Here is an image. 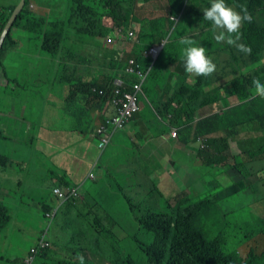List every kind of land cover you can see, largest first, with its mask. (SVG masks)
<instances>
[{
	"label": "trees",
	"instance_id": "16d2710c",
	"mask_svg": "<svg viewBox=\"0 0 264 264\" xmlns=\"http://www.w3.org/2000/svg\"><path fill=\"white\" fill-rule=\"evenodd\" d=\"M19 1L0 0V37ZM32 1L26 0L2 44L0 73L3 55L19 49L20 38L13 29L39 40L40 55L34 62L38 66L33 69L46 75L40 82L50 88L44 94L45 86L24 88L21 101L31 110V118L60 116L71 129L64 143L55 140L49 145L33 133L25 139L28 149L40 153L38 164L45 166L44 175L54 182L44 184L51 196L42 207L43 215L52 216V221L40 228L26 256L11 259L0 254V264H81V256L83 264H264V98L253 95L252 84L254 78L264 83V0H225L237 12L246 5L252 16L239 30L250 54L216 41L218 30L204 19L202 10L210 7L211 0H164L161 10L162 0H57L66 18L38 17L30 9ZM47 24L51 26L45 28ZM131 28L135 36L125 38L130 43L122 50L107 41L110 36L127 37ZM185 37L205 49L216 64L215 72L188 80L192 74L185 71L182 57L187 45L180 43ZM162 39L166 43L152 61L144 51ZM84 44L92 51L83 54ZM45 54L52 61L39 67L41 60L46 61ZM131 60L146 72L137 93L139 108L118 130L121 139L114 140V134L98 157L94 177L75 180L78 173H71L72 168L59 167V155L69 148L71 154L88 159L84 133L92 136L94 148L99 143L97 127L106 122V104L114 96V81L120 79L127 90L139 82L138 75L129 71ZM55 83L65 87L63 94H55ZM210 104L213 113L197 120L199 105L204 109ZM99 116L102 121L96 123ZM33 122L36 128L46 124ZM147 132L166 153L170 149L180 153L197 141L199 159L194 161L209 166L202 175L217 179V184L209 185L204 177L192 185L179 175L166 179L172 173L160 171V164H142L146 158L140 142ZM240 133L248 149L232 154L231 141ZM167 154L163 159L173 167L170 157L174 155ZM16 160L0 152L3 169L15 167ZM253 160L260 164H247ZM252 175H258V180L242 183ZM30 176L25 174L28 183ZM56 180L66 192L78 187L80 195L61 202L52 192ZM216 189L224 195L213 200ZM112 192L124 197L136 229L128 231L110 214L103 195ZM10 220V209L0 199V235ZM42 238L48 243L45 247L39 246Z\"/></svg>",
	"mask_w": 264,
	"mask_h": 264
},
{
	"label": "rangeland",
	"instance_id": "374dc122",
	"mask_svg": "<svg viewBox=\"0 0 264 264\" xmlns=\"http://www.w3.org/2000/svg\"><path fill=\"white\" fill-rule=\"evenodd\" d=\"M60 3L57 0H49L48 2H40L37 0H33L30 4V9L34 12V14L38 17L41 15H62L61 17L66 18L67 14L62 13V9L60 7ZM160 10L164 9V0L159 3ZM158 10V12H160ZM62 13V14H61ZM147 14V13H146ZM108 23H112L107 19ZM148 24V23H147ZM51 25H46V27ZM132 28L129 30L127 37L134 38L135 31L131 35ZM13 34L17 38H20L19 42V51L18 54L16 53H7L3 55V62L4 66L1 69H4L8 72V76L4 77L3 75L0 76V129L3 132H0V152L4 154H14L15 152V144L14 138L24 139L26 136L30 134L32 128L28 127L27 124L25 128L21 125H18L17 130L14 128L17 125L13 122L14 118L17 116L15 112V106L22 107L21 110L22 116L21 119L32 121L30 118L31 115L28 113L31 112L30 109L26 108L23 105L22 100V89L26 88L28 90L31 89H38L40 87L45 86L46 83L40 82L41 79H45L46 75H39L35 74L29 78H26L28 75V70L26 68H33L37 67L38 64L34 63L35 58H37L40 54L38 53V45L39 40L32 39V36L28 32H22L18 29H13ZM114 41L110 44L118 50H122L124 44L127 42L130 43V39L125 42H120L113 38ZM141 44V42H137ZM157 43V42H156ZM152 46V45H151ZM150 46V47H151ZM149 47V48H150ZM145 50L144 52L148 51ZM83 54L89 53L92 51V47L84 44L80 49ZM46 61L41 60L39 67H48V63H51L52 58L49 57L47 54L44 55ZM21 67H23L21 69ZM38 67V68H39ZM3 73V72H2ZM1 73V74H2ZM196 74H192V77L189 78V81L193 80ZM27 79V80H25ZM119 80L116 79L115 82ZM18 85H23V88L19 87ZM50 88V85L45 86L42 89L44 92ZM209 87H207L208 89ZM55 94L65 91V87L59 83L54 84ZM162 92V90H160ZM164 92H166L164 90ZM2 116V118H1ZM171 115L169 114V117ZM102 118L99 116L98 122H101ZM31 126L35 127V123H30ZM118 132V131H117ZM115 133L114 140H120L121 137L118 133ZM151 132H147V138L145 141H141L140 144L143 147V157L146 158L142 164H147L150 166L159 164L165 170L171 171V175H167V179L171 178L172 176L179 175L182 177V171L185 167L190 166L192 160L199 159L197 152L187 154L181 151L180 153L175 152L176 156V169H173L169 165V160H164L165 156H168L167 153L171 151L166 150L167 153L164 151L165 149L162 147L161 143L152 137L149 136ZM152 134V133H151ZM6 135L9 138V141L6 140L3 136ZM88 135L84 133V136ZM153 135V134H152ZM12 138V139H10ZM139 142V140L137 141ZM191 143V142H190ZM23 147H28L25 140L22 144ZM152 148L154 150H152ZM162 148V149H161ZM67 152L64 154V159L72 158L70 154L71 151L69 148H64ZM87 155L90 157H99L100 154L97 149H90V146L87 145ZM89 150V151H88ZM155 152V153H154ZM37 155L32 152L29 156L28 161L16 160V164L14 169L19 171H23L29 175H37L38 179L41 176H44L45 169L42 168L37 161ZM158 160V161H157ZM196 168L199 169V173H196V183L200 181L202 177L207 181L209 180V185H216L217 179H211L207 175H202L203 172L209 171V166H202V164L196 165ZM6 169V177L1 176V172L3 167L0 166V182H2V186L0 187V199H2L5 204L10 209L11 220L8 226L5 228L4 232L0 235V254L6 256L7 258H14V257H22L26 256V248L31 245L40 230V228L46 224L50 225L52 221L51 217H45L42 212V207L45 202L36 196L37 191L36 188H29L28 192H26V180L19 177L13 176V166H9ZM90 169V165L87 162H83L81 171L87 173ZM173 170V172H172ZM38 179L34 178L31 182L37 183ZM42 184H45L42 182ZM56 184V182H55ZM59 185V184H58ZM49 188V187H48ZM38 189H41V186H38ZM46 189V188H45ZM51 191V190H50ZM219 189H216L214 194L212 195L213 200L220 198L221 193ZM3 196V197H1ZM105 204L107 207L109 206L110 214L123 226L127 228L128 231H132L133 229L137 228V224L135 223L131 212L128 209L127 202L124 200V197L119 192H112L110 195H103ZM50 216V215H48ZM28 257V256H27ZM26 257V259H27ZM25 259V261H26Z\"/></svg>",
	"mask_w": 264,
	"mask_h": 264
},
{
	"label": "crops",
	"instance_id": "0c3cea01",
	"mask_svg": "<svg viewBox=\"0 0 264 264\" xmlns=\"http://www.w3.org/2000/svg\"><path fill=\"white\" fill-rule=\"evenodd\" d=\"M18 51H19V49L16 51L17 54H18ZM253 67H256V65H253V66L249 67L248 69L253 68ZM22 68L23 67H21V69ZM26 69L28 70V75H27L26 78H29L32 75H35L37 73V68L36 69L26 68ZM5 72H6V70H4L3 73L1 72L2 74L0 73V76L3 75L4 77H6ZM25 80H27V79H25ZM206 90H207V87H206ZM213 106H214V104H210V105H208V107L202 109L200 107V105H199L198 110L195 112V118H197V120H198V119H200L203 116H208V115L212 114L213 113ZM15 109H16V107H15ZM15 112H16L17 116L14 118L13 122L17 125L16 127H14L16 130L18 128V125H21L22 127L25 128V125L27 124L28 127L32 128V131L30 132V134L33 133L38 140L44 141V142H46L49 145L54 144L53 141H55V140H58V141L64 143V140H67L69 138L67 132L69 131V129H71V125L66 126V123L68 121H66L65 119H61L60 116L43 115L46 118V120L33 119L32 118L33 121L40 120V121H45L46 122L45 125H40L39 127L36 128V127H33V126L30 125V123H34V122L21 119V116H22L21 111H17V109H16ZM112 112H113V109L111 107H109V109L106 112L107 117L109 115H111ZM1 118H2V116H1ZM96 123H98V121H96ZM245 128H249V126L248 127H244L243 129H245ZM4 136H6V135H4ZM28 136H26L24 139L14 138L15 152H14V154H10V155L15 156L18 160H22V161H28L29 160V156L30 155H28L26 157H23V155L25 153L32 152V151L30 149H28L27 147H23L22 146L23 141ZM91 137H92L91 135H86L83 138V142L84 143L86 142V144H88L89 146H91V148H93V145L89 141ZM174 145L175 144H173L172 146H174ZM248 146H249V143L246 142L244 144L243 139H242V133H240L236 137L235 140L231 141V153L232 154H237L238 152L242 151L243 148H246V150H247ZM199 147L200 146L198 145L197 141L196 142H191L187 146H184L182 151L184 153H187V154L196 153ZM93 149H97L99 154L102 153L98 149L97 145L94 146ZM152 150H154V149L152 148ZM170 152L175 156V152H176L175 150L171 149ZM67 153H69V152H67ZM64 154L65 153H63L62 155H59V158H58L59 167L66 168V169L72 168V172L71 173H78L77 175L74 176L75 180H78V179L83 178V177H88L89 178V174H90L91 171L93 172V166L95 165V162H97L98 156L97 157H90L88 155V159H83L81 157L75 156V155L70 153L72 155V158H69V159L65 160L64 159ZM174 156L170 157V159H171V162L173 163V169L177 170L176 169L177 160H176V156L175 157ZM41 159H42L41 155H39L37 157L38 163L41 161ZM230 160L232 161L233 159L230 157ZM83 162H87L90 165V169L88 170L87 173L81 171V167H82ZM247 164H250L252 166H257V165L260 164V162H257L256 160H253V161H251V162H249ZM196 165H198V162L196 164L195 161L192 160L190 166H187V167H185L183 169L182 177L185 178V183L186 184L192 185V184L196 183V178H197L196 173H199V169L196 168ZM41 167L45 168V166H41ZM158 168H159L160 171L163 172V168L162 167H158ZM172 172H173V170H172ZM25 174L26 173H24L21 170H19V171L15 170L14 167H13V176H15V177H19L20 176L21 178L25 179ZM70 174H68V175H70ZM1 176H2V178L6 177V169L2 170ZM34 178L38 179L36 174L30 176L29 183L26 181V189H25L26 192H28L29 188H36L35 190H41V191H37L36 192V196L40 197L43 201H47L48 197L51 196V193L49 191H46V190H50V188H48V187H47L48 189L43 188L42 186H45V185L42 184V182H44L45 184H47L49 186L50 184H54L53 180L49 179L48 177L41 176V178L38 179V182L33 184L31 181ZM91 178H93V177H91ZM166 179H167V177H166ZM257 180H258V175H252L249 178H247L244 181H242V183L243 184H249V183L255 182ZM164 181H162L160 184H162ZM55 182H56L55 186H59V187L61 186L62 187V184H61L60 180H56ZM38 186H41V189H38ZM219 194H221V196H223L224 192H221Z\"/></svg>",
	"mask_w": 264,
	"mask_h": 264
},
{
	"label": "clouds",
	"instance_id": "9594fccd",
	"mask_svg": "<svg viewBox=\"0 0 264 264\" xmlns=\"http://www.w3.org/2000/svg\"><path fill=\"white\" fill-rule=\"evenodd\" d=\"M240 9L241 11L237 12L232 7H229L225 0H211L210 7L202 10L204 19L211 21L214 30H218L215 35L216 41L225 42L234 46L241 53L250 54L251 48L241 42L239 30L243 21L251 22L252 16L248 12L246 5H240ZM180 43L187 45L182 52L184 68L187 73L207 76L215 72L216 64L206 55L203 47L195 46L194 40L187 37L183 38ZM252 84L253 95L264 98V83L259 78H254ZM42 187L48 189L47 186ZM46 191L51 193L50 190ZM79 259L81 264H83V257L81 256Z\"/></svg>",
	"mask_w": 264,
	"mask_h": 264
},
{
	"label": "built area",
	"instance_id": "2783aa9c",
	"mask_svg": "<svg viewBox=\"0 0 264 264\" xmlns=\"http://www.w3.org/2000/svg\"><path fill=\"white\" fill-rule=\"evenodd\" d=\"M171 19H173L174 21H178L177 18ZM132 34L133 31L131 32V35ZM125 38L128 37H119L118 41L125 42ZM107 41L111 43L114 41V39L110 36L107 38ZM165 43L166 40L162 39V41L152 44L149 50L145 52V55L150 56L152 58V61H154L162 51ZM129 71L135 72L138 75L139 82L133 84L130 90H127L125 88L120 79L115 82L114 96L111 97L106 104L107 110L109 109V107H111L113 109V112L107 117L106 122L100 124L97 128L99 134V143L97 144V147L101 152L107 147L113 135L119 129L125 128V125L132 117V114L139 108L137 93L141 90L142 83L146 78V72L139 66H136L132 60L130 61ZM94 90L96 91V89ZM99 92L103 93V91L101 90H99ZM172 134H175V132H172ZM89 177H94L92 171L90 172ZM52 192L57 195L61 202L66 201L73 196L80 195L78 187H73L69 190V192H66V190L62 189L61 187L56 186L52 189ZM47 245L48 243L44 240V238L39 241L40 247H45Z\"/></svg>",
	"mask_w": 264,
	"mask_h": 264
},
{
	"label": "water",
	"instance_id": "95a60500",
	"mask_svg": "<svg viewBox=\"0 0 264 264\" xmlns=\"http://www.w3.org/2000/svg\"><path fill=\"white\" fill-rule=\"evenodd\" d=\"M26 3V0H20L19 3L17 4L16 8L14 9L12 16L10 17L8 23L6 24L3 32L1 33V37H0V49L2 47V44L8 34V32L10 31L15 19L17 18L18 14L22 11V9L24 8Z\"/></svg>",
	"mask_w": 264,
	"mask_h": 264
}]
</instances>
